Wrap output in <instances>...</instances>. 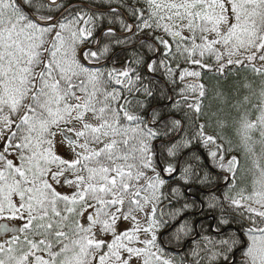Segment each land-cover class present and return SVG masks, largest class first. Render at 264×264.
<instances>
[{
  "label": "snow or ice",
  "instance_id": "6c2138e0",
  "mask_svg": "<svg viewBox=\"0 0 264 264\" xmlns=\"http://www.w3.org/2000/svg\"><path fill=\"white\" fill-rule=\"evenodd\" d=\"M0 264H264V0H0Z\"/></svg>",
  "mask_w": 264,
  "mask_h": 264
}]
</instances>
